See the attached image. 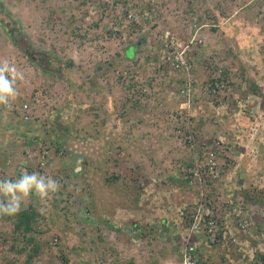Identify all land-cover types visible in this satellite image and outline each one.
<instances>
[{
  "label": "rangeland",
  "instance_id": "obj_1",
  "mask_svg": "<svg viewBox=\"0 0 264 264\" xmlns=\"http://www.w3.org/2000/svg\"><path fill=\"white\" fill-rule=\"evenodd\" d=\"M4 62L0 177L46 149L60 185L22 208L33 264H184L207 208L226 234H192L201 264H264V0H0ZM24 245L0 215V264Z\"/></svg>",
  "mask_w": 264,
  "mask_h": 264
},
{
  "label": "clouds",
  "instance_id": "obj_2",
  "mask_svg": "<svg viewBox=\"0 0 264 264\" xmlns=\"http://www.w3.org/2000/svg\"><path fill=\"white\" fill-rule=\"evenodd\" d=\"M19 76L15 67L7 62L0 64V105H9L16 97L15 85ZM59 188L55 178L39 172L25 170L14 179L0 177V215H17L33 196L46 205Z\"/></svg>",
  "mask_w": 264,
  "mask_h": 264
},
{
  "label": "built area",
  "instance_id": "obj_3",
  "mask_svg": "<svg viewBox=\"0 0 264 264\" xmlns=\"http://www.w3.org/2000/svg\"><path fill=\"white\" fill-rule=\"evenodd\" d=\"M131 16V15H130ZM31 110L32 108L28 103L24 104L22 108V113L24 116V119H29L31 116ZM41 144V143H40ZM48 150L43 149V151L39 152L34 151V149H29L27 150V155L30 156V158H35L37 154L40 155L39 159V173L44 171L43 173L46 175L45 170L47 169V155H48ZM37 166V167H38ZM46 168V169H45ZM213 212V211H212ZM194 219L193 222L190 223V228H189V233L188 236H183L182 240L184 242V252H183V258H184V264H201L199 262V258L196 254L197 251V245L198 243L194 240H190V237L192 236L193 233H199L203 231V226L205 228V231L212 236V240H214V237L219 235L220 233H225L219 229V222L216 217H214L213 214H211V211L209 208L205 209L203 213L200 212L199 209L194 214ZM225 234L223 237H225Z\"/></svg>",
  "mask_w": 264,
  "mask_h": 264
},
{
  "label": "trees",
  "instance_id": "obj_4",
  "mask_svg": "<svg viewBox=\"0 0 264 264\" xmlns=\"http://www.w3.org/2000/svg\"><path fill=\"white\" fill-rule=\"evenodd\" d=\"M39 216V211L33 205H30L26 209H22L14 216V231L17 234V238L22 236L25 240V245L19 248L18 252L23 253L28 247H31V250L27 253L25 264H33L34 258L42 250V243L35 237Z\"/></svg>",
  "mask_w": 264,
  "mask_h": 264
}]
</instances>
